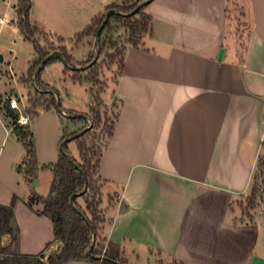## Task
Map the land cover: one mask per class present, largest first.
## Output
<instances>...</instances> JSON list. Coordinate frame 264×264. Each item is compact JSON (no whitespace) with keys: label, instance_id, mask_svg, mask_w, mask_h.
<instances>
[{"label":"crops","instance_id":"crops-1","mask_svg":"<svg viewBox=\"0 0 264 264\" xmlns=\"http://www.w3.org/2000/svg\"><path fill=\"white\" fill-rule=\"evenodd\" d=\"M122 1L31 0V25L53 36L56 50L65 49L70 64L79 68L71 72L62 61L47 65L38 79L48 97L63 102L56 85L42 79L49 67L60 69L59 80L66 85L69 79L72 86L83 80L98 86V77L82 78L95 37L79 40L78 35ZM19 2L0 0L4 16L12 14L0 26V38L13 35L14 47L21 36L26 39L18 23ZM235 2L248 24L245 42L231 33L229 0H153L145 10L151 17L150 35L143 45L124 51L123 68L110 84L107 103L98 97L104 107L118 106L98 174L107 182L105 194L116 198L103 233L107 243L121 247L127 264H264V0ZM81 46L86 54L78 60L74 53ZM33 49L30 72L38 62L34 43ZM10 53L15 54L11 66L18 52L10 48ZM4 60L0 206H10L17 198L14 221L20 229V253L46 260L63 243L55 240L52 221L37 214L43 205H27L34 190L18 170L27 150L7 109L9 99H17L24 110L16 115L27 116L31 95L12 85L14 77ZM43 108L49 117L60 119L54 107ZM61 140V135L49 139L50 147ZM36 150L35 167L46 166L39 147ZM59 156L57 149L49 164H56ZM255 188H262L260 206L254 209V219L245 221L242 202ZM10 243L9 235L3 237V246Z\"/></svg>","mask_w":264,"mask_h":264},{"label":"trees","instance_id":"trees-1","mask_svg":"<svg viewBox=\"0 0 264 264\" xmlns=\"http://www.w3.org/2000/svg\"><path fill=\"white\" fill-rule=\"evenodd\" d=\"M146 1L148 0H138L136 4L130 7L113 4L107 8V12L110 10H116L122 14H130L139 6H142ZM20 4L22 7L18 9L19 27L26 39L34 43V48L38 55V62L33 65L31 70L34 74H36L35 78L37 79L39 74L47 65L52 62L61 61V59L57 56L53 57L40 70L42 62L50 55V53L45 52L41 48L39 42L34 39L35 31L37 29L31 25L29 18L32 7L31 0H20ZM147 7L148 6H143L136 15L142 16L145 20H147V22H150L151 32V17L145 13ZM107 12L102 17L95 20V22L83 33L79 34L78 39L80 40L91 35L96 37L97 31L103 24ZM113 18L122 19L123 17L113 15L105 24L97 45V54L99 57L102 55L106 46V43L103 41V33L108 28L110 21ZM126 19L128 20L130 18ZM58 52L66 57L69 64L71 63V58L65 49H61ZM118 56L122 57L119 69L120 71L123 68L124 54H115V58ZM93 60L94 56L88 60L86 65L91 64ZM51 99L53 102L46 106V109L49 107H56V99L54 97ZM98 104H101V102L98 101ZM98 104L92 107V110L95 107H98ZM8 108V115L11 119H15L16 123L19 118L16 115V111L11 110L10 107ZM63 112H65V110H63ZM70 115L75 116V118L72 119L73 122L87 121L82 117V115L91 119L88 114L70 112ZM97 115L100 118L99 112H97ZM117 118L118 111L115 121L107 133V138L101 147L94 148L91 146L86 148L81 144L79 145L78 151L80 160L72 155L69 149V143H66L67 139L74 137L79 132L70 136L64 135L61 142L65 144V152L61 151L58 162L49 166L54 173V179L48 196L43 198L33 193V196L27 203L28 207L31 209L35 204L43 205L42 211L37 212V214L46 216L52 221L55 240L63 243L62 249L57 254L48 257L46 260H44L43 255L26 256L20 253V229L14 221V208L17 198L14 197L10 206H0V264H67L72 261H86L91 264H127L122 258L121 247L112 243H107L106 238L103 240L100 239L101 233H103L104 225L107 222L105 212L101 208L104 203L103 194L105 188L102 187L103 190L102 188L96 189L93 180V173H95L97 175V179L101 181L103 185H107V182L101 180L98 176L99 166L103 150L107 146L108 140L113 135V129ZM15 123V132L27 150L26 157L19 166L18 170L24 175L26 182L30 184L33 183L34 180L31 176V171H34L36 168V154L33 147L32 132L27 129L28 126H21ZM92 124L93 126L91 131H88L79 138H75L73 142L78 143L79 141H82L86 135L90 134V132L95 131L97 127L95 121ZM86 128L87 127L84 129ZM259 191L260 188L254 189L252 193L253 198L256 197ZM112 197L116 199L113 195ZM73 198L74 200L72 201ZM80 201H83L84 205ZM7 235L11 237V243L8 246H3V237ZM94 240L95 246L92 250V255L90 256L89 250L91 249ZM172 264L178 263L173 262Z\"/></svg>","mask_w":264,"mask_h":264},{"label":"rangeland","instance_id":"rangeland-1","mask_svg":"<svg viewBox=\"0 0 264 264\" xmlns=\"http://www.w3.org/2000/svg\"><path fill=\"white\" fill-rule=\"evenodd\" d=\"M137 1L138 0H125L119 3V5L130 7L136 4ZM20 7H22V5L19 2V8ZM228 14L232 35L238 36L241 41L245 42L248 37V24L243 21L242 9L239 7V5H236L235 0H229ZM0 16H4V8L0 9ZM7 16H4V18H12V14L10 12ZM149 35L150 22H147V20H145L142 16L135 15L130 17V19L128 20L124 17L122 19L113 18L110 21L108 28L103 33V41L106 43V46L103 50L102 55L93 66L85 67V69H83L82 78L96 81V78L98 77V86L86 80H83L81 83H77L75 86H72L69 85L71 84L69 83V79L67 80L68 85H66L64 83V80H59L60 69H57L56 66L49 67L43 72L42 79L51 84H55L60 91L63 99V102L61 104L63 110L69 112V114L71 112L69 109H72L78 114L90 113L88 114V116L91 118V122L93 121L92 123H94L95 121V124L97 125L96 130L86 135L82 139V141H79L78 143L73 141L69 142L70 152L72 151V155H74L75 158L80 160L78 151L80 144L86 148L91 146L94 148L101 147L107 138L108 131L115 121L118 111L117 106L107 108L103 105L101 106V104H98L97 101L98 97H101L104 103H107L110 94V84H114L115 79L117 78V74L119 73L122 57L118 56L117 58H115V54H124V51L127 47L143 45L144 40ZM34 39L39 42L41 48L48 53H51L50 51L56 50V48L59 47L57 40L53 36L46 33H39L37 30L35 31ZM13 40V35L1 37L0 44L3 45V47L2 49H0V52L5 59L3 66L13 74L14 79L11 80L12 85L14 86V84H16L25 93H30L31 95L30 105L29 103L27 105L29 112H27L26 115L30 119V124L27 129L32 132L35 154L37 151L36 148L39 147L40 154L46 166H39L36 167L34 171H31V176L34 180L33 183L30 184L37 196L46 198L50 192L51 185L54 179V173L52 169L49 168V166L53 164H49L50 162L48 161H51V156L53 155V152L55 150L58 149L59 152H61L62 144V142H59L58 146L54 145L51 148L49 145V139L53 140L55 136L58 137L60 135L62 137L64 135L70 136L74 133L82 131L85 127L90 126V123L88 121L73 122L72 119L64 116L58 108L59 100H56V107H54V109L57 110V113L61 116L59 120H55L53 119V117L51 118L49 117V115H46V113H44L43 106H48L49 104H51V102H53V100L47 96L48 93L41 90L43 84L40 82L38 77L37 79L35 78L36 74H34L32 71L30 72L29 60L31 58H29V53L31 51H34L33 43L21 36L20 42L17 43V47H14L10 43ZM231 42H233L232 39ZM10 48H14L15 51L18 52V60L12 62L11 66L10 61L12 60V56H15V54L11 55ZM85 48L86 47L81 46L80 48L75 50L74 55L78 60L83 59V56L86 54ZM93 56L94 54L91 57ZM69 65H75V62H72V64ZM72 67L78 68L76 66ZM68 70L72 72L70 68H68ZM78 76L79 75H77V77ZM106 83H108V85ZM102 85H107V87L103 88ZM102 90H104V92H101L98 96L97 94L99 93H97V91L100 92ZM97 104L99 106L95 107L92 110V107L96 106ZM21 108V110H24L23 106H21ZM97 112L100 113V118L98 117ZM38 114L40 116V119H37ZM15 121V119H10L11 124H14ZM15 124L18 123L16 122ZM93 176L96 189L106 187L101 183V181L97 179V175L95 173H93ZM35 180H38L39 182L37 186H35ZM103 195L104 203L101 208L105 212L106 220L109 221L111 219L110 210L113 209L116 203V199H114L111 194L106 195L105 190ZM80 202L84 205L83 201ZM259 206L258 194L254 198L251 195L250 197L245 199L242 202L243 220L252 221L255 217L253 215L254 209ZM100 239H104V233H101ZM55 251L58 250L55 249ZM156 264L166 263L160 261Z\"/></svg>","mask_w":264,"mask_h":264},{"label":"water","instance_id":"water-1","mask_svg":"<svg viewBox=\"0 0 264 264\" xmlns=\"http://www.w3.org/2000/svg\"><path fill=\"white\" fill-rule=\"evenodd\" d=\"M152 1H153V0H148V1H146L142 6H139L135 11H133V12L130 13V14H122V13L116 11V10H110V11L107 12V14H106V18H105L103 24H102V25L100 26V28L98 29L97 34H96V37H95L94 60L92 61L91 64L88 65V67L93 66V65L97 62V60L99 59V56H98V54H97L98 40H99L100 34L102 33V31H103V29H104V26H105V24L107 23V21L109 20V18H110L111 16H113V15H119V16L124 17V18H130V17H132V16H135V15L137 14V12H138L143 6H148ZM223 54H224V50L221 49V50H220V53H219V56H218L219 61H222V59H223ZM56 56H57V57H60L62 63H63L67 68H70V69L73 70V71H75V70H76V71L79 70V68H74V67L70 66L69 63H68L67 60H66V57H65L63 54H61L60 52H58V51H54L53 53H51V54H50V55H49V56H48V57L42 62V65H41L40 70L46 65L47 62H49L53 57H56ZM2 62H3V56L0 55V63H2ZM58 108H59L60 112H61L64 116H66L67 118H69V119H74V118H75V116H73V115H66V114L63 112V110L61 109V103H60V101H59V103H58ZM82 117L90 123V126H88V127H87L86 129H84L83 131L79 132V133H78L77 135H75L74 137L68 139L66 143H69V142L73 141L75 138H79V137H81L82 135H84L85 133H87L89 130L92 129L93 124H92L91 120H90L87 116H85V115H82ZM64 145H65L64 143L61 144V151H62V152H65ZM38 184H39L38 180H35V186H37ZM79 195H80V194H79ZM73 200H74V198L72 199V201H73ZM93 234H94V233H93ZM94 246H95V240L93 241V243H92V247H91V249L89 250V255H90V256L92 255V250H93Z\"/></svg>","mask_w":264,"mask_h":264},{"label":"built area","instance_id":"built-area-1","mask_svg":"<svg viewBox=\"0 0 264 264\" xmlns=\"http://www.w3.org/2000/svg\"><path fill=\"white\" fill-rule=\"evenodd\" d=\"M5 18H0V26L5 24ZM9 107L11 110H15L16 112H21L20 103L17 99L11 98L9 100ZM17 123L21 126H29L30 119L28 116H21L19 115V118L17 120ZM262 191V188L260 189Z\"/></svg>","mask_w":264,"mask_h":264}]
</instances>
